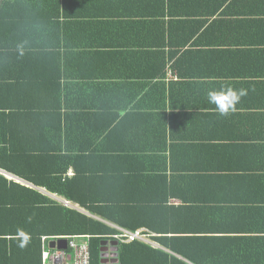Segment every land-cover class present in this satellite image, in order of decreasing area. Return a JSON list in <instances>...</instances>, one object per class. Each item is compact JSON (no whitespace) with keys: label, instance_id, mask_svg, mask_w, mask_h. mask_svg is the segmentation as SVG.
Here are the masks:
<instances>
[{"label":"crops","instance_id":"obj_1","mask_svg":"<svg viewBox=\"0 0 264 264\" xmlns=\"http://www.w3.org/2000/svg\"><path fill=\"white\" fill-rule=\"evenodd\" d=\"M67 12L69 18H63L74 28L71 36L101 55L85 57L72 41L62 44L71 56L62 66L67 78L60 76L59 87L54 83L57 95L62 99L66 88L64 97L71 102L63 113L74 122L87 121L85 128L94 132L77 145L89 168L110 170L127 182L161 179L168 192L195 189L205 200L222 197L224 171L246 167L252 181L253 145L264 146V0H71ZM57 65L52 64L55 76ZM228 88L244 95L221 115L208 92ZM30 96L29 105H44L45 98ZM152 189L163 192L157 185ZM169 204L180 206L183 200L172 198ZM113 245L106 255L111 260L118 255Z\"/></svg>","mask_w":264,"mask_h":264},{"label":"trees","instance_id":"obj_2","mask_svg":"<svg viewBox=\"0 0 264 264\" xmlns=\"http://www.w3.org/2000/svg\"><path fill=\"white\" fill-rule=\"evenodd\" d=\"M70 1L0 0V264H43L44 249L55 241L67 242L72 257V244L86 246L89 264H264L263 145H253L252 181L246 167L224 171L219 175L222 197L211 195L209 201L195 189L168 192L161 179L127 182L110 170L88 167L89 158L77 145L94 132L85 128L87 121L74 122L63 113L71 102L64 97L66 88L61 99L54 86H60V76L67 78L62 69L71 56L62 44L70 40L77 54L101 57L86 40L79 38L85 41L81 45L71 36L74 28L63 18H69ZM55 62L60 66L56 76ZM165 70L166 61L164 79ZM28 95L45 98L44 105H29ZM7 113L16 114L8 118ZM3 118L15 128L4 125ZM156 185L162 193L154 194ZM172 198L183 204L170 205ZM126 230L142 231L147 241L129 243ZM112 244L118 249L115 260L106 257L115 250Z\"/></svg>","mask_w":264,"mask_h":264},{"label":"built area","instance_id":"obj_3","mask_svg":"<svg viewBox=\"0 0 264 264\" xmlns=\"http://www.w3.org/2000/svg\"><path fill=\"white\" fill-rule=\"evenodd\" d=\"M64 203L68 207L73 206V204L68 201H65ZM125 238L129 240V243L147 241L145 236H143L142 231H126ZM71 247L75 249V255L73 257L69 255L67 251H56L52 250L50 247L44 249L43 264H89L88 248L86 246L78 248L76 245L72 244Z\"/></svg>","mask_w":264,"mask_h":264},{"label":"clouds","instance_id":"obj_4","mask_svg":"<svg viewBox=\"0 0 264 264\" xmlns=\"http://www.w3.org/2000/svg\"><path fill=\"white\" fill-rule=\"evenodd\" d=\"M244 95L243 91L237 92L230 88L228 89H220V90H212L208 92V100L210 103H214L217 105V110L221 115H226L229 108H233L236 103L239 102L240 97ZM21 236H24L22 230L18 229ZM27 241V237L25 236L24 242H21L20 247H24Z\"/></svg>","mask_w":264,"mask_h":264},{"label":"water","instance_id":"obj_5","mask_svg":"<svg viewBox=\"0 0 264 264\" xmlns=\"http://www.w3.org/2000/svg\"><path fill=\"white\" fill-rule=\"evenodd\" d=\"M53 196V195H52ZM55 197V196H54ZM107 244H110V243H107ZM51 248L53 249V250H55V249H58V250H60V251H66V250H68V243L67 242H65V241H61V242H53V243H51ZM110 249L109 248H107L106 249V251L108 252ZM118 251V249H116V252ZM108 258V257H107ZM108 262L110 261V260H107Z\"/></svg>","mask_w":264,"mask_h":264}]
</instances>
